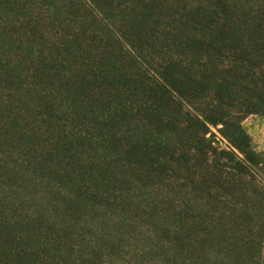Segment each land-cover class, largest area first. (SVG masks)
<instances>
[{
  "label": "rangeland",
  "instance_id": "obj_1",
  "mask_svg": "<svg viewBox=\"0 0 264 264\" xmlns=\"http://www.w3.org/2000/svg\"><path fill=\"white\" fill-rule=\"evenodd\" d=\"M0 264H264V0H0Z\"/></svg>",
  "mask_w": 264,
  "mask_h": 264
},
{
  "label": "trees",
  "instance_id": "obj_2",
  "mask_svg": "<svg viewBox=\"0 0 264 264\" xmlns=\"http://www.w3.org/2000/svg\"><path fill=\"white\" fill-rule=\"evenodd\" d=\"M248 113H251V112H248ZM248 113H242V114H240L239 115V117L237 118V120H236V122H237V124H236V127H235V132L237 133V134H239V136H243L244 137V139L245 140H247V136L246 135H244V133H243V131L241 130V128H240V126H239V123H240V121H241V119H242V117H244V116H246ZM196 119L199 121V122H201V124L204 126V128L205 129H207L206 128V124H211V125H213V126H217L218 124H221L222 125V128H220V130H219V132L224 136V137H226L228 140H230L231 142V144L234 146V148H236L238 151H240V152H242V150L239 148V146L233 141V137H234V134H232L233 136L231 137V136H229V135H227L226 133H225V127L227 126V122L224 120V119H216V118H209V117H207V116H204V115H202V114H197L196 115Z\"/></svg>",
  "mask_w": 264,
  "mask_h": 264
}]
</instances>
